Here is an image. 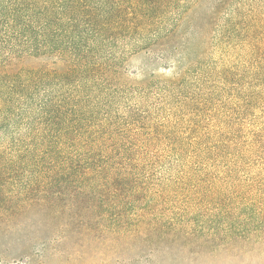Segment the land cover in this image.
I'll list each match as a JSON object with an SVG mask.
<instances>
[{
	"label": "trees",
	"instance_id": "1",
	"mask_svg": "<svg viewBox=\"0 0 264 264\" xmlns=\"http://www.w3.org/2000/svg\"><path fill=\"white\" fill-rule=\"evenodd\" d=\"M197 3L0 0V231L51 210L264 258V0Z\"/></svg>",
	"mask_w": 264,
	"mask_h": 264
},
{
	"label": "rangeland",
	"instance_id": "2",
	"mask_svg": "<svg viewBox=\"0 0 264 264\" xmlns=\"http://www.w3.org/2000/svg\"><path fill=\"white\" fill-rule=\"evenodd\" d=\"M236 1L197 0L189 18L198 22L211 18L213 7L222 18V11L233 7ZM139 62L140 59L133 61L135 64ZM137 78L141 79L142 75ZM48 211L50 213L46 215L25 216L11 230L0 231L2 260L11 263L27 257L28 264H264V258L258 256L226 258L222 248L199 250L200 246L195 242L200 241V237L192 239L191 243L183 238L164 242L150 235L137 238L117 234L111 229L104 231L99 226L95 228L93 223L87 228L90 232H83L87 229L81 224L61 227L65 218L52 220L53 213ZM65 234L69 237L62 241ZM132 258L139 259V263Z\"/></svg>",
	"mask_w": 264,
	"mask_h": 264
}]
</instances>
